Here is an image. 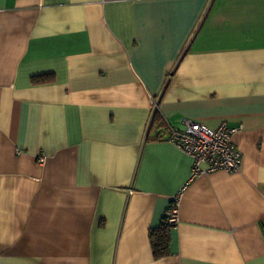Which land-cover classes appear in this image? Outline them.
Segmentation results:
<instances>
[{
  "label": "crops",
  "instance_id": "1",
  "mask_svg": "<svg viewBox=\"0 0 264 264\" xmlns=\"http://www.w3.org/2000/svg\"><path fill=\"white\" fill-rule=\"evenodd\" d=\"M154 111L240 169L191 178ZM0 264H264V0H0Z\"/></svg>",
  "mask_w": 264,
  "mask_h": 264
},
{
  "label": "built area",
  "instance_id": "2",
  "mask_svg": "<svg viewBox=\"0 0 264 264\" xmlns=\"http://www.w3.org/2000/svg\"><path fill=\"white\" fill-rule=\"evenodd\" d=\"M153 104L154 101L152 102ZM167 126L166 140L184 154L192 158L190 177L200 173L216 170L236 171L242 164V157L234 144L233 137L239 127H228L221 122L210 127L191 118H183L181 127L165 122ZM43 158H40L42 161ZM178 221L176 197L168 208L167 222L173 226Z\"/></svg>",
  "mask_w": 264,
  "mask_h": 264
},
{
  "label": "trees",
  "instance_id": "3",
  "mask_svg": "<svg viewBox=\"0 0 264 264\" xmlns=\"http://www.w3.org/2000/svg\"><path fill=\"white\" fill-rule=\"evenodd\" d=\"M48 79H49V77H46V76L33 77L34 82H43V81H47ZM155 123L165 125L164 120L160 119L157 111H154V113L152 114V118H151V125H153ZM166 128H167V126H166ZM167 217H168V210L162 216L158 226L151 228L149 230L150 245L152 248L153 256L156 259L165 257V256L170 254V251H169V240H170L169 230L171 228V225L167 222Z\"/></svg>",
  "mask_w": 264,
  "mask_h": 264
}]
</instances>
